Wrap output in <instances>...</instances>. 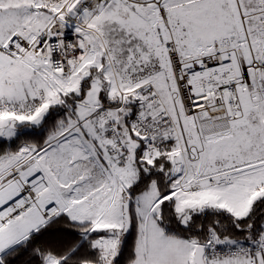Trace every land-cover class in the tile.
<instances>
[{
	"label": "snow or ice",
	"instance_id": "obj_1",
	"mask_svg": "<svg viewBox=\"0 0 264 264\" xmlns=\"http://www.w3.org/2000/svg\"><path fill=\"white\" fill-rule=\"evenodd\" d=\"M0 264H264V0H0Z\"/></svg>",
	"mask_w": 264,
	"mask_h": 264
}]
</instances>
